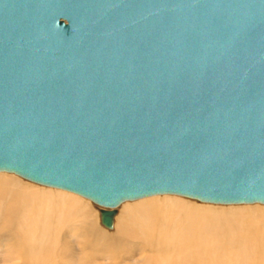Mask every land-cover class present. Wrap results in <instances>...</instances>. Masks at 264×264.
<instances>
[{"label":"water","instance_id":"obj_1","mask_svg":"<svg viewBox=\"0 0 264 264\" xmlns=\"http://www.w3.org/2000/svg\"><path fill=\"white\" fill-rule=\"evenodd\" d=\"M0 171L264 204V0H0Z\"/></svg>","mask_w":264,"mask_h":264},{"label":"bare ground","instance_id":"obj_2","mask_svg":"<svg viewBox=\"0 0 264 264\" xmlns=\"http://www.w3.org/2000/svg\"><path fill=\"white\" fill-rule=\"evenodd\" d=\"M28 180L0 171V264H264L259 203L154 195L119 204L109 228L88 196Z\"/></svg>","mask_w":264,"mask_h":264},{"label":"rangeland","instance_id":"obj_3","mask_svg":"<svg viewBox=\"0 0 264 264\" xmlns=\"http://www.w3.org/2000/svg\"><path fill=\"white\" fill-rule=\"evenodd\" d=\"M5 172V171H4ZM17 176H19V175H17ZM19 177H21V176H19ZM21 178H23V177H21ZM23 179H25V178H23ZM25 180H27V179H25ZM29 181V180H28ZM31 182H33V181H31ZM33 183H35V184H39V183H36V182H33ZM39 185H42V184H39ZM84 198V197H83ZM87 197H85V199H86ZM144 198H147V197H144ZM88 200H89V198H87ZM141 199V198H140ZM138 200V199H137ZM90 202H92L91 200H89ZM132 201H134V200H128V202H132ZM197 201V200H196ZM125 202H127V201H125ZM197 202H199V201H197ZM200 203V202H199ZM122 205V204H121ZM121 205H119L118 207H117V210H118V212L117 213H119V210H120V207H121ZM215 205H218V206H223V207H228V205L226 206V205H220V204H215ZM238 205H240V204H238ZM261 205H264V204H261ZM91 207H92V209H93V211H95L96 213H97V216H98V218H99V210H97V208L95 207V205H94V203L92 202L91 203ZM95 209H94V208ZM98 222L100 223V225H102L101 224V222L99 221V219H98ZM103 226V225H102ZM104 227V226H103ZM8 264V263H7Z\"/></svg>","mask_w":264,"mask_h":264}]
</instances>
